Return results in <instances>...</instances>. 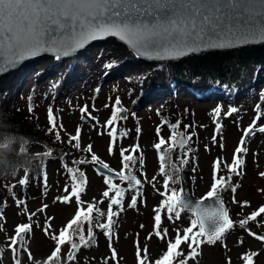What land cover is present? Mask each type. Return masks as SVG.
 I'll list each match as a JSON object with an SVG mask.
<instances>
[{
    "label": "rangeland",
    "instance_id": "obj_1",
    "mask_svg": "<svg viewBox=\"0 0 264 264\" xmlns=\"http://www.w3.org/2000/svg\"><path fill=\"white\" fill-rule=\"evenodd\" d=\"M99 42L93 43L95 47ZM102 57L104 56H100L99 59ZM163 63L162 66H164ZM93 65L99 67L100 63L95 62ZM99 69L96 72L101 75L104 69ZM122 69L119 68L117 71L111 72L101 82L99 80L83 83L75 81L69 93L57 97L55 105L54 102L52 103L51 97L43 99L46 94L51 95L49 87L41 84L39 88L41 97L38 100V109L41 118L48 121L51 108L52 114L61 120L62 131L65 135L77 136L79 128V149L84 150L91 145L90 155L95 154L112 170L118 172L122 170L121 148L128 149L124 154L128 155L131 147L137 144L139 155L144 158L139 169L142 172L140 176L142 179L141 194L137 196L135 208H129L133 193L126 192L123 210L118 217H115L119 223L114 228L111 245L109 239L101 232L96 237L93 246L87 249L81 248L76 258L69 261L67 254L71 248L70 244L65 243L60 245L61 250L57 254V259L63 264H141V262L142 264H156L155 259L164 252L168 242L177 237V230H179L180 236H184L183 229L190 226L191 218H196L187 211H182L178 220L170 221L166 212L162 210L160 236L156 235L154 227L155 209L160 207L162 202V198L158 194L155 195L154 191L157 190L161 179L164 178L159 172L160 152L154 148V144L158 143L160 138L169 141L172 133L168 127V119L174 124L180 121V128L176 130L177 135L180 131H184L186 135L195 131L197 145L194 152L191 149L187 157L183 155L187 148L169 153L173 161L189 159L192 156L193 161L190 167L185 169L183 166L184 171L180 172V177L188 187L189 182L192 189L190 195L195 199L205 198L211 190V185L214 182V162L219 158L222 167L224 162L231 164L235 149L240 146V140L244 136V130L264 124V112L260 111L264 110V101L261 100V94L264 93V80L262 79H258L253 85L251 94H240L230 101L221 97L204 99L191 94H183L178 89L176 82L178 92H170L167 93L170 94L169 96H162L161 93L152 92L153 89H160V85L164 81V76L159 70L151 75L152 83H150L149 87L151 88L148 91L146 89L143 93L132 95L130 92L121 90V87L128 83L123 78L124 70ZM96 72L94 73L96 74ZM237 75L234 79L232 78L231 83L234 88H241L255 78L256 69H250L242 78H238ZM172 82L166 83L169 85V90ZM198 82H204L205 86L198 88ZM186 83L192 86L191 89L198 94L206 89L210 91L214 88L213 84L209 82V78L204 75ZM96 89L99 91L96 92ZM59 91L61 90L58 87L57 92L59 93ZM53 97L56 98L52 96V99ZM117 97L122 102L119 107L127 110V119L120 120L115 127L120 131L128 130V135L117 138L112 145L110 154L111 141L107 134L110 129L105 128L104 125L111 117ZM167 102L170 106H167L168 110L161 114L159 108ZM185 102L189 103V107L193 109L190 116L187 112L182 111L185 109ZM218 106L222 109L219 132L216 127L217 116L213 112ZM85 107H87V112L82 113L81 109ZM231 107L237 108L238 113L227 116L226 113ZM82 115L95 119L82 120ZM258 116L260 117L258 120L254 119ZM190 121L194 123V126L185 129L184 126L189 125ZM137 127L141 129L139 137L136 131ZM158 127L160 128L159 136L157 135ZM214 136L215 142L213 141ZM247 140L248 143L244 145L247 152L241 154L244 160V165L240 169L242 175L233 179V183L239 185L235 193V202H233L232 192L218 193L222 196L224 204L226 202L229 204L231 218L234 219L233 222L236 225L234 231L228 232L221 241L213 244L207 242L195 244L191 240L182 242L179 251L184 255L182 257L175 255L174 264H178L179 259H186L192 248L196 249V255L193 259H187V264H240L242 256L249 253H259L254 257V264H264V241L255 238V236L264 235V214L257 217L255 221H249L244 229L238 226L241 219L247 218L264 206V176L260 175L264 173V134H253ZM221 143H223V148H221ZM167 144H171V142ZM206 145L207 151L205 150ZM188 147H190V141ZM79 156L68 162L65 161L66 165L62 161L50 160L43 174L46 176V182L42 176L26 185H19V191L7 198V204L0 209V246H5L7 249L3 254L5 264H16L12 250L15 246L11 243L6 244V238L9 241L17 238L16 228L25 224L30 225V231L24 235V245L28 247L29 253L23 247L17 248L19 262L43 264L52 258L57 248V240H54L53 237H58L60 232L66 229L67 224L75 218L76 213L81 210L86 211L90 204L107 213L110 199L114 193L110 192L109 198L103 197L102 193L108 190L104 182L105 177L94 169L90 160L78 164L79 170L84 174L86 180L82 186L83 191L80 193L82 202L78 204L76 198L71 195L73 182L71 177L67 176L65 169L75 167L77 164L74 161H79ZM81 157H83L82 154ZM80 160L85 159L80 158ZM136 173L140 174L138 171ZM25 176V172L21 171L13 181L19 182ZM114 183L127 189V185L121 181H114ZM66 186L67 191H65ZM175 187L180 189L179 185H175ZM65 197H69V199L65 201ZM41 209L43 210L41 211ZM113 209L116 210L115 206ZM164 228L168 229L167 235H164L162 231ZM193 231L196 232L197 229ZM198 239L204 240L205 238ZM113 250L116 253L115 256H113ZM143 254H145L144 257Z\"/></svg>",
    "mask_w": 264,
    "mask_h": 264
},
{
    "label": "snow or ice",
    "instance_id": "obj_2",
    "mask_svg": "<svg viewBox=\"0 0 264 264\" xmlns=\"http://www.w3.org/2000/svg\"><path fill=\"white\" fill-rule=\"evenodd\" d=\"M95 2L98 5L97 10L94 14L88 15L74 14L71 10H66L65 0H0V74L16 68L29 56L38 55L41 52L54 53L58 59L69 56L77 48H82L89 39L103 38L106 35L116 36L125 42L138 58L157 62L156 70H163V62L178 61L192 54L264 44V0H95ZM72 41H75V47H72ZM113 66H116L114 62L106 64L107 68ZM215 83L218 87L221 86L219 81H215ZM223 87L227 86L223 85ZM170 88L175 91V82L171 83ZM95 91L98 92L99 89ZM141 91L143 92L142 85ZM29 99L31 101V97ZM261 100L264 101V93L261 94ZM121 103L120 98L117 97L111 117L104 125L105 128L110 129L107 133L111 141L110 154L112 145L117 138L128 135V130L120 131L115 127L120 120L127 119V110L119 107ZM81 111L82 113L87 112V107ZM221 111L220 106L213 110L217 117L220 116ZM260 111L264 112V110ZM234 113H238V110L231 107L226 115L231 116ZM259 118L258 116L254 119L258 120ZM81 119L95 118L82 115ZM49 121L54 123L51 108L49 109ZM168 127L172 133L169 141L160 138L159 142L154 144V148L160 152L159 172L165 178L163 184L165 191L159 194L162 197L167 196V199H162L161 206L155 209L154 227L157 236H160L161 232L162 217L160 212L162 210L166 212L170 221L178 220L182 211L190 212L192 217H199L198 210L204 203V201L193 202L182 187L180 189L174 187L176 184H183L180 177L183 168L180 165L186 166L189 161L188 159H182L179 162L173 161L169 153L187 148V151L183 153L187 157L191 152V148L188 147L191 136L186 135L184 131H180L177 135L176 130L180 128V121H177L176 124L169 123ZM188 127L190 126H184L185 129ZM216 127L219 132L221 125L217 123ZM136 131L139 137L141 129L137 127ZM255 132L264 134V126L249 127L244 130V136L240 140V146L235 149L231 164L224 162L221 167L219 158L214 162V182L205 198H212L218 208L214 218L210 220L207 227L203 218H200L199 221L197 218H191L190 226L183 229V240L177 230L175 242L169 244L168 252L156 264H170L169 257L173 255V249H177L182 242L191 240L195 244L203 242L213 244L221 241L226 233L234 231L236 225L230 219L229 211L224 207V200L218 193L232 192L233 202H235V193L239 185L233 183V179L242 175L240 169L244 165V160L241 154L247 152V148L244 146L248 143L246 138L251 137ZM77 133V136L72 139L76 141L75 147L79 149V128ZM159 134L160 128L158 127L157 135L159 136ZM57 139H59L58 136ZM213 141L215 142V136ZM169 142L172 147L161 152L162 146ZM138 148L139 146L136 145L132 151L135 152ZM221 148H223V143H221ZM205 150L207 151V145ZM85 151L91 153L92 146L89 145ZM126 151L128 149H120L122 170L115 173V178L126 184L127 189L114 183L113 170L107 163L101 161L95 154L91 155V162L98 165L99 169L104 170L100 174L105 176L104 182L108 190L102 193L103 197L109 198L110 192L114 195L110 199L107 213L90 204L87 211L81 210L58 237H53L54 240H57L54 256L60 252V245L68 243L71 251L67 254V259L74 260L78 250L87 249L95 244L94 229H99L109 239L111 245L114 228L119 223L115 217H118L123 210L126 192L133 193L128 207L135 208L137 196L141 194L142 188V181L135 173L139 170L138 164H143L144 158L143 156L137 158L134 155H124ZM86 162L85 160L74 161L75 164ZM221 171H227L228 175H219ZM67 172L73 182L71 195L76 198L79 204L82 202L80 199V193L83 191L82 186L86 183L84 174L79 172L78 168H68ZM41 175L43 176V172ZM260 175L264 176V173ZM43 178L46 182V176ZM29 182L26 175L19 181V184L23 186ZM65 191H67V186ZM169 193L170 195H168ZM64 199L67 201L69 197ZM17 203L19 204L20 201L18 200ZM113 206L116 208L115 211ZM261 214H264V206L247 218L241 219L238 226L244 229L249 221H255ZM104 220L106 222H101ZM197 228L198 231L194 232L193 230ZM15 231L25 234L30 231V225H22ZM162 231L164 235L168 234L167 228ZM252 235L255 236V234ZM201 237L205 239H198ZM255 238L264 241V236H255ZM7 243L15 246L12 249L14 260L16 264H19L17 248L24 245V236H18L10 241L6 238ZM6 250L5 246H0V264H3V254ZM115 255L113 250V256ZM183 255L180 251L176 252V257ZM195 255L196 249L192 248L186 259H179L178 264H187V259H193ZM258 255L259 253H249L243 255L242 259L246 261V264H254V257Z\"/></svg>",
    "mask_w": 264,
    "mask_h": 264
},
{
    "label": "trees",
    "instance_id": "obj_3",
    "mask_svg": "<svg viewBox=\"0 0 264 264\" xmlns=\"http://www.w3.org/2000/svg\"><path fill=\"white\" fill-rule=\"evenodd\" d=\"M102 55L104 57L99 59ZM95 62L100 63V66L94 67L93 63ZM112 62L116 66L107 68L106 64ZM163 65V70L160 71L164 76V81L160 85L162 90L160 95H170L167 93L171 89H168L169 85H166V83L173 81L178 83V89L183 94L187 95V92H189L194 96L195 94L191 91L193 87L186 82L191 79L196 80L204 75L214 85V88L207 94L208 98L212 96L214 98L221 97L230 101L240 94H251L256 81L258 79L264 80V44L250 45L236 50L206 52L174 62H165ZM119 68H123V78L128 82L124 87H121V90L130 92L132 95L139 92L143 93L146 89L148 91L151 88L149 87L151 86L150 83H152L151 75L155 71H159L156 70L157 62L136 59L126 45L115 38H109L100 41L96 47L94 44H90L86 51L84 50L82 53L69 58L57 60L55 57L46 54L39 60L35 59L0 76V143H7L10 136L15 139V143H10L7 148L0 149V209L7 204V198L19 191V182L13 180L17 178L21 171L25 172L31 182L42 177L41 172L44 174L47 163L52 159L55 162L62 161L66 165L65 161L68 162L80 155V158L91 161L89 152L75 147L76 141L72 139L74 136H67L63 133L62 123L58 116L52 114L54 123L41 118L38 109V100L41 97L39 94L40 85L44 84L49 87L51 95L46 94L43 99L51 97V101L55 105L57 97L69 93L75 81L83 83L90 80H99L101 82L111 72H115ZM252 68L256 69V76L251 82L244 84L241 88L230 87L232 78L234 79L237 74L238 78H242ZM97 69H104V72L100 75L97 73ZM215 81H219L221 86L218 87ZM141 85L143 86V92L141 91ZM223 85L227 87L225 88ZM58 87L61 90L59 93L57 92ZM52 96L56 98L53 97L52 99ZM167 106H170L168 102L159 108L161 114L168 110ZM189 106L190 104L185 102V109H182V111L187 112L190 116L193 109ZM167 115L169 114L167 113ZM168 122L173 123L169 119ZM189 126V128H192L194 123L190 121ZM190 133V147L194 152L197 138L194 130ZM57 136L59 139H57ZM136 145L131 147L128 155L139 158V151H132ZM171 146V144L166 143L162 146L161 152ZM188 161L189 163L183 168L190 167L193 161L192 156L189 157ZM140 166L138 164L139 169ZM70 168L79 169L78 164ZM67 169L68 167L65 169L66 174L70 177ZM139 172V176H141V170H138ZM219 175L226 176L228 173L227 171H221ZM164 180L165 178L161 179L154 194H158L162 199H167V196L162 197L159 194L165 191L163 187ZM15 185L17 186L15 187ZM176 185L181 188V184ZM188 185V191L192 193L189 182ZM100 233L99 229H94L96 237ZM21 235L24 236L25 234ZM180 237L182 239L183 235ZM173 240L175 241V238ZM170 242H168V245ZM22 247L28 252L27 246L23 245ZM168 247L165 246L161 258L168 252ZM55 258L57 259V257ZM19 264L23 263L19 262ZM240 264H246V261L242 259Z\"/></svg>",
    "mask_w": 264,
    "mask_h": 264
},
{
    "label": "water",
    "instance_id": "obj_4",
    "mask_svg": "<svg viewBox=\"0 0 264 264\" xmlns=\"http://www.w3.org/2000/svg\"><path fill=\"white\" fill-rule=\"evenodd\" d=\"M109 38H115V39H117L119 42H121V43H123L124 45H126L127 48L133 53V51L129 48V46H128L125 42L121 41L118 37H116V36H112V35H106V36H104L103 38L89 39V40L84 44V46H83L82 48H77V49H76L71 55H69V56H73V55H76V54H80V53H82V52H83V51H84V50H85L90 44H93V43L98 42V41H103V40H106V39H109ZM71 43H72V47H75V41H72ZM255 45H261V44H255ZM247 46H250V45L241 46V47H239V48H243V47H247ZM239 48H237V49H239ZM232 50H236V49H232ZM211 51H226V50H209V51H205V52H211ZM205 52H203V53H205ZM203 53H202V54H203ZM43 54H47V55H49V56H53V57H55L57 60H62V59H64V57H66V56H64V57H61V58L58 59V58L56 57V55H55L54 53H51V52H41L40 54H38V55H34V56L39 57V56H41V55H43ZM197 55H201V54H192V55H190V56H197ZM34 56H29V58L23 60V61H22V62H21L16 68L11 69V70H8V71L4 72L3 74H0V76L4 75V74H6V73H8V72H10V71H13V70H15V69H17V68L22 67L23 65H25V64H27L29 61H31L33 58H36V57H34ZM69 56H67V57H69ZM188 57H189V56H188ZM31 58H32V59H31ZM185 58H187V57H185ZM30 59H31V60H30ZM142 59H143V58H142ZM182 59H184V58H182ZM144 60H146V59H144ZM180 60H181V59H180ZM216 121H217V123L220 124V122H221V116L217 117V118H216ZM261 126H264V124L261 125ZM254 134H258V132H255ZM247 138H248V137H247ZM247 138H246V139H247ZM178 150H180V149H178ZM178 150H176V151H178ZM175 161L179 162L180 160H179V159H175ZM182 166H183V165H180V167H182ZM93 167H94V169H95L97 172H99V173H101V172L104 171L103 169H99V166H98V165H94V164H93ZM115 173H118V171L113 170L112 175H113L114 180H119L118 178H115ZM135 174H136V173H135ZM136 175H137V174H136ZM137 177H138V175H137ZM138 178H139V177H138ZM139 179H140V178H139ZM182 188H183L184 192L187 193L188 197H190V199H191L193 202L204 201V203L201 205L200 209L198 210V212H199V217H197V218H198V221H199L200 218H203L204 223H205V226L207 227V225H208V223L210 222V220L214 218V214H215L216 212H218V208H217L216 205L214 204L212 198H207V199H195V198H193V197L188 193V191H187V187H186L185 183L182 184ZM181 194H182V193H181ZM224 207H225V205H224ZM225 208H226V207H225ZM263 236H264V235H263ZM78 251H79V250H78ZM77 253H78V252H76V254H77ZM76 254H75V255H76ZM3 264H4V262H3ZM53 264H61V263H60V262H54Z\"/></svg>",
    "mask_w": 264,
    "mask_h": 264
},
{
    "label": "clouds",
    "instance_id": "obj_5",
    "mask_svg": "<svg viewBox=\"0 0 264 264\" xmlns=\"http://www.w3.org/2000/svg\"><path fill=\"white\" fill-rule=\"evenodd\" d=\"M66 10H71L74 14L92 15L98 8L95 0H65L64 5ZM10 143H15V139L10 136L7 143H0V149L7 148Z\"/></svg>",
    "mask_w": 264,
    "mask_h": 264
},
{
    "label": "bare ground",
    "instance_id": "obj_6",
    "mask_svg": "<svg viewBox=\"0 0 264 264\" xmlns=\"http://www.w3.org/2000/svg\"><path fill=\"white\" fill-rule=\"evenodd\" d=\"M205 53H206V52H205ZM132 54H133V56H134L136 59L138 58L136 55H134V53H132ZM43 55H46V54H43ZM43 55H41V56H39V57L34 56V57H36V58H33V59L31 58L32 60H31V59H30V60H31V61H34L35 59H36V60H39L41 57H43ZM69 57H71V56H69ZM69 57L66 56V57H64V59L69 58ZM138 59H142V58H138ZM184 59H185V58H184ZM142 60H144V59H142ZM31 61H29V62H31ZM145 61H148V60H145ZM231 80H232V79H231ZM188 81H189V80H188ZM230 82H231V81H230ZM175 85H176V83H175ZM197 86H198V88L204 87V86H205V83H204V82H198V83H197ZM233 86H234V85L231 83V84H230V87L234 88ZM213 87H214V85H213ZM191 91H192L193 94H195L194 96H196V97H198V98H199V97H200V98H204V99H205V98H208L207 94L209 93V90H207V89H206L205 91H203L202 93H199V94H198V93H195L192 89H191ZM152 92H153V93H157V94H159V93L162 94V90H161V89H157V90L153 89ZM170 92H172V93H177L178 90H176V89H175V91H171V90H170ZM170 92H169V93H170ZM187 94H190V93L187 92ZM200 95H202L203 97L200 96ZM209 98H214V97L212 96V97H209ZM222 99H223V98H222Z\"/></svg>",
    "mask_w": 264,
    "mask_h": 264
}]
</instances>
